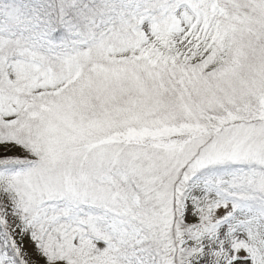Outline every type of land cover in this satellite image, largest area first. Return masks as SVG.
<instances>
[{"label": "snow or ice", "instance_id": "snow-or-ice-1", "mask_svg": "<svg viewBox=\"0 0 264 264\" xmlns=\"http://www.w3.org/2000/svg\"><path fill=\"white\" fill-rule=\"evenodd\" d=\"M0 264H264V0H0Z\"/></svg>", "mask_w": 264, "mask_h": 264}]
</instances>
